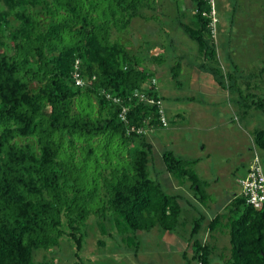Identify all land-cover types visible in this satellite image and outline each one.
<instances>
[{"label": "trees", "instance_id": "16d2710c", "mask_svg": "<svg viewBox=\"0 0 264 264\" xmlns=\"http://www.w3.org/2000/svg\"><path fill=\"white\" fill-rule=\"evenodd\" d=\"M190 1L193 18L182 30L198 45V69L231 95L233 76L220 66L211 0ZM152 3L0 0V264H39L36 253L59 247L65 237L75 248L74 264H86L80 253L92 216L103 238H120L135 255L138 233L177 232L188 224L184 197L164 192L151 177L149 132L129 131L163 129L157 106L134 97L137 91L161 97L155 73L106 32L125 30ZM179 68L172 69L176 80ZM75 73L84 86L76 85ZM122 106L129 107L128 123L119 117ZM254 108L264 112V100L240 104L243 115ZM253 145L264 166V130L255 131ZM162 161L179 185L189 186L196 204L209 205L210 184L192 167L200 159L166 149ZM205 221L202 212L192 221L183 253L189 264H212L216 254L222 264H264V207L236 195L209 221V240L200 238ZM218 235L229 237L228 255L219 250Z\"/></svg>", "mask_w": 264, "mask_h": 264}, {"label": "rangeland", "instance_id": "374dc122", "mask_svg": "<svg viewBox=\"0 0 264 264\" xmlns=\"http://www.w3.org/2000/svg\"><path fill=\"white\" fill-rule=\"evenodd\" d=\"M152 2L154 8H142L140 17L134 18L125 30L118 31L113 26L106 32L111 42L122 44L141 67L155 73L170 123L166 129L149 132L155 149L151 177L164 192L184 197L181 205L188 224L177 232L153 229L138 233L141 251L135 255L127 251L120 238L119 242L103 238L92 216L80 253L86 264H189L183 253L193 219L204 213L206 221L200 238L209 240V221L223 211L228 198L241 194L239 180L245 177L255 153L263 156L254 149L253 136L255 131L264 130V112L254 108L243 115L240 104H250L256 98L264 100V1L213 0L216 49L221 68L233 76L231 95L220 89L212 75L198 69V45L182 30V25L193 18L191 1ZM178 64L177 81L172 69ZM31 88L36 89L37 83H32ZM30 143L38 152L35 141ZM166 149L185 160H201L192 167L210 184V206L196 204L190 198L189 186L179 185L166 172L162 161ZM217 241L219 250L224 248L228 255L229 237L218 235ZM35 260L39 264H74L77 258L75 248L65 237L59 247L37 252ZM221 261L218 254L212 257V264H222Z\"/></svg>", "mask_w": 264, "mask_h": 264}, {"label": "built area", "instance_id": "2783aa9c", "mask_svg": "<svg viewBox=\"0 0 264 264\" xmlns=\"http://www.w3.org/2000/svg\"><path fill=\"white\" fill-rule=\"evenodd\" d=\"M210 2L212 5V27L214 35L217 20L213 0H211ZM74 80L76 81V85L84 86L85 82L79 77L77 73L74 74ZM152 84L155 85L156 90H158L157 80L155 78L152 80ZM134 97L139 98L142 102H146L147 104L157 106L162 128L166 129L169 127V117L164 105V101L161 97H158L157 99L153 95L148 96L139 91L134 93ZM107 99L113 101L115 104H121V100L119 98L112 97L109 94L107 95ZM128 112L129 107L122 106L119 117L125 123H128ZM129 131L136 132L138 134H147L148 132L152 131V129L148 130L146 128L132 127L129 129ZM239 185L242 189L241 194L246 199L248 205L252 206L255 209H262L264 207V166L262 158L258 153H255L247 175L239 180Z\"/></svg>", "mask_w": 264, "mask_h": 264}, {"label": "crops", "instance_id": "0c3cea01", "mask_svg": "<svg viewBox=\"0 0 264 264\" xmlns=\"http://www.w3.org/2000/svg\"><path fill=\"white\" fill-rule=\"evenodd\" d=\"M199 71H200V70H199ZM202 76H204V75L202 74ZM205 81H206V80H205ZM207 81H208V80H207ZM219 87H220V86H219ZM220 89H222V88L220 87ZM224 91H225V90H224ZM159 93H160V92H159ZM160 96L163 98V95H161V93H160ZM178 99H179V98H177L176 100L178 101ZM163 101H164V98H163ZM169 120H170V118H169ZM155 132H156V131H155ZM175 137H177V135H175ZM249 167H250V166H249ZM248 170H249V168H248ZM247 172H248V171H247ZM246 175H247V173H246ZM246 175H245V176H246ZM210 187H211V186H210ZM209 194H210V193H209ZM232 199H233V197H232L231 199L228 198L226 205H228L229 202H230ZM209 204H210V203H209ZM226 205H225V206H226ZM209 206H210V205H209ZM225 206H224V207H225ZM207 207H208V206H207ZM223 209H224V208H223Z\"/></svg>", "mask_w": 264, "mask_h": 264}]
</instances>
